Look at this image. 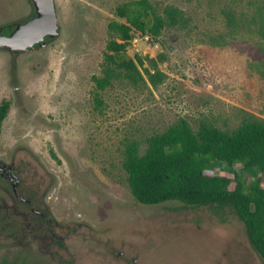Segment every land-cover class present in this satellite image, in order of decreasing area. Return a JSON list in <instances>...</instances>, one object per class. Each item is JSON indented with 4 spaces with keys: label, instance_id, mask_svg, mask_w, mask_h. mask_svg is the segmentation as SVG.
I'll return each instance as SVG.
<instances>
[{
    "label": "rangeland",
    "instance_id": "1",
    "mask_svg": "<svg viewBox=\"0 0 264 264\" xmlns=\"http://www.w3.org/2000/svg\"><path fill=\"white\" fill-rule=\"evenodd\" d=\"M126 1L55 0L58 37L13 55L0 49V101L12 104L0 159L52 187V215L64 225L56 232L70 236L56 256L44 240L27 248L26 239L7 234L12 214L0 208V263L264 264L236 214L221 217L177 200L140 203L123 167L127 139L143 152L148 137L182 118L194 129L208 119L227 130L264 120V0H150L160 15L173 5L182 17L157 39L136 33L126 56L142 57L144 80L116 67L120 75L101 91L98 108L93 77L104 74L115 38L108 26L123 20L115 10ZM34 13L32 0H0V25ZM150 58L165 74L157 86L144 70L154 72ZM236 169L247 178L241 164Z\"/></svg>",
    "mask_w": 264,
    "mask_h": 264
},
{
    "label": "trees",
    "instance_id": "2",
    "mask_svg": "<svg viewBox=\"0 0 264 264\" xmlns=\"http://www.w3.org/2000/svg\"><path fill=\"white\" fill-rule=\"evenodd\" d=\"M115 13L123 20L109 23V31L115 38L108 42L110 52L104 74L93 77L98 108L104 103L101 91L120 75L116 67L126 69L129 78L144 80L138 68V64L144 65L142 57L136 54L135 60L126 56L136 33L157 39L165 28L176 25L182 17L181 10L173 5L165 8L166 17L160 15L150 0L123 2ZM14 28L12 23L0 25L4 34H10ZM150 60L154 72L147 67L144 70L157 86L165 74L158 69L155 58ZM10 110V100L2 99L0 139ZM147 142L142 152L137 140L125 141L123 167L135 199L143 204L177 200L188 206L205 207L221 217L231 211L242 220L250 244L264 259V120L248 118L237 128L227 130L208 119L194 129L182 118L164 131L152 134ZM237 164L243 166L247 178L240 175ZM217 169L233 173L234 178L217 174ZM233 180L235 187L231 189ZM0 264L17 263L5 257Z\"/></svg>",
    "mask_w": 264,
    "mask_h": 264
},
{
    "label": "flooded vegetation",
    "instance_id": "3",
    "mask_svg": "<svg viewBox=\"0 0 264 264\" xmlns=\"http://www.w3.org/2000/svg\"><path fill=\"white\" fill-rule=\"evenodd\" d=\"M2 49L11 55L22 52ZM0 178L6 182L3 186L0 185V188L7 196V198L6 196L0 197L2 200L0 208L12 214L11 226L7 233L10 238L17 243H22V239H26L27 248H32L38 239L44 240L46 250L50 253L53 251L55 256L62 251L65 252L68 249L66 244L70 236L56 232L64 225L52 215L51 205L48 202L52 187L46 186V182L33 175L31 171L28 176L23 174L19 171L15 160L5 162L0 159ZM13 226L16 228L14 229ZM1 227L6 230V225ZM52 248H55V251ZM137 260L134 258V262ZM128 261L129 258L126 257L124 262Z\"/></svg>",
    "mask_w": 264,
    "mask_h": 264
},
{
    "label": "water",
    "instance_id": "4",
    "mask_svg": "<svg viewBox=\"0 0 264 264\" xmlns=\"http://www.w3.org/2000/svg\"><path fill=\"white\" fill-rule=\"evenodd\" d=\"M35 16L15 24L10 34L0 31V48L11 51H31L44 47L48 39L59 35V17L55 0H32Z\"/></svg>",
    "mask_w": 264,
    "mask_h": 264
}]
</instances>
